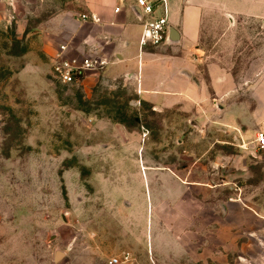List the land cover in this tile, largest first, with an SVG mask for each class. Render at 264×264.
<instances>
[{"label":"rangeland","instance_id":"1","mask_svg":"<svg viewBox=\"0 0 264 264\" xmlns=\"http://www.w3.org/2000/svg\"><path fill=\"white\" fill-rule=\"evenodd\" d=\"M205 2L197 39L186 49L184 41L174 43L178 51L166 57L167 66L151 64L146 51L139 57L138 47L129 46L143 89L157 80L153 68L194 71L209 93L193 107L145 101L150 96H141L133 73L115 71L123 65L106 55L108 63L98 71L71 83L59 80L51 58L65 39L34 29L62 9L80 12L75 0H16L17 11L29 19L27 34L18 33L14 19L0 20V264H109L112 258L132 264L145 250L150 254L144 246L155 234L153 215L159 214L154 205L148 212L147 204L156 185L152 176L170 169L215 175L218 161L229 173L234 144L256 145V130L244 134L251 113L264 103V16ZM213 69L231 77L232 85L215 84L224 91L214 92ZM246 218L240 213L241 241ZM226 221L238 218L227 215ZM57 251L63 252L58 259Z\"/></svg>","mask_w":264,"mask_h":264},{"label":"crops","instance_id":"2","mask_svg":"<svg viewBox=\"0 0 264 264\" xmlns=\"http://www.w3.org/2000/svg\"><path fill=\"white\" fill-rule=\"evenodd\" d=\"M75 1L80 12L62 9L50 19H40L39 28L34 31L48 39H65L61 42L73 45L74 53L93 49L112 60L116 58L118 62L115 65L122 64L123 67L115 71L133 73L141 96L148 94L150 97L145 101L157 107H193L198 102L207 101V84L196 82L194 71L182 66L167 74L164 68H153L151 72L157 76V80L151 87L143 89L141 68H137L136 57L129 51V46L133 44L138 47L139 57L143 52L139 47L143 14L136 0ZM216 5L223 11L264 16V0H216ZM206 7L205 0H169V23L179 31L177 42L184 41L183 49L197 39ZM116 8L119 10L115 11ZM81 14H87L90 18L82 19ZM3 19H14L18 33H29L26 29L29 19L17 11L16 0H0V20ZM194 30L197 32L195 38ZM177 42L162 44H173L168 53L150 52L147 48L145 51L150 56L149 62L161 61L167 66L166 57H176L171 52L178 51V46L174 44ZM54 51L55 48L52 53ZM138 63L141 64L142 60ZM212 72L210 87L214 92L224 91L215 84L220 87L225 85V88L232 85V78L226 77L227 74L216 69ZM172 74L182 76L183 82L171 79ZM262 105L263 102L251 113V127L244 137L255 130L264 132ZM226 120L227 124L234 123L228 118ZM234 145L237 154L233 157L229 173L224 174L222 161L217 160L222 167L217 166L215 175L207 169H185L182 170L183 174L170 169L151 177L156 185L152 202L149 194L147 204L148 212L154 205L159 214L153 215L155 234L153 242H150L151 236H147L148 247L146 243L144 246L150 254L145 250L143 256L132 264H264V150L247 143ZM142 175L146 181L148 175ZM240 213L247 217L242 224L247 228L242 241L238 229ZM164 214L174 220L170 227L167 218L161 216ZM211 215L215 216L214 221ZM227 215L235 216L238 222H225ZM229 232L232 233L231 238Z\"/></svg>","mask_w":264,"mask_h":264},{"label":"built area","instance_id":"3","mask_svg":"<svg viewBox=\"0 0 264 264\" xmlns=\"http://www.w3.org/2000/svg\"><path fill=\"white\" fill-rule=\"evenodd\" d=\"M136 5L143 14L142 33L139 40L141 51L150 47H158L165 44L169 23V0H136ZM116 8L115 11H118ZM82 19L90 18L87 14H81ZM93 18V17H92ZM109 40V38H105ZM73 45L61 42L55 47L52 62L55 75L63 83H71L80 77L98 71L106 66L108 58L96 50L72 52ZM256 145L264 150V132L256 131ZM109 264H119L117 258H112Z\"/></svg>","mask_w":264,"mask_h":264},{"label":"water","instance_id":"4","mask_svg":"<svg viewBox=\"0 0 264 264\" xmlns=\"http://www.w3.org/2000/svg\"><path fill=\"white\" fill-rule=\"evenodd\" d=\"M179 31L171 26L170 24L168 25V30H167V37H166V42L165 44H170L171 42H177L179 41ZM220 108H223V106L219 105ZM191 125H195V126H198V124L195 122V121H192L190 122ZM65 218V217H64ZM65 220V219H64ZM59 252V254H58ZM58 254V255H57ZM57 254H56V259L60 258L61 256H63V252H60V251H57Z\"/></svg>","mask_w":264,"mask_h":264},{"label":"bare ground","instance_id":"5","mask_svg":"<svg viewBox=\"0 0 264 264\" xmlns=\"http://www.w3.org/2000/svg\"><path fill=\"white\" fill-rule=\"evenodd\" d=\"M58 254H59V252H58ZM58 254H57V255H58Z\"/></svg>","mask_w":264,"mask_h":264}]
</instances>
